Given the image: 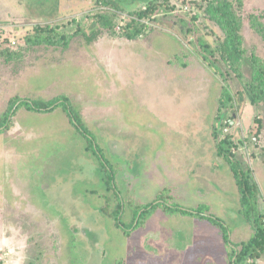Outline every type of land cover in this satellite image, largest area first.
<instances>
[{"label":"rangeland","instance_id":"374dc122","mask_svg":"<svg viewBox=\"0 0 264 264\" xmlns=\"http://www.w3.org/2000/svg\"><path fill=\"white\" fill-rule=\"evenodd\" d=\"M113 1L107 33L90 28L101 0H0V115L17 95L14 106L60 95L65 103L51 111L19 106L0 128V264H230L229 252L254 226L239 211L240 192L213 130L234 142L230 148L257 182L258 202L264 103L238 95L240 83L224 82L203 61L198 36L222 33L191 19L202 0H184L188 14L176 9L143 20L149 29L131 39L120 28L147 0ZM239 12L244 57L264 60V41L247 20L264 23V0H243ZM78 23L84 29L76 31ZM46 24L72 38L54 47L22 42ZM220 96L231 99L220 107ZM99 154L115 168L122 226L100 210L102 195L112 208L119 198L106 191ZM164 187L168 205L191 213L154 209L131 231L133 206L144 209ZM243 264H264V251Z\"/></svg>","mask_w":264,"mask_h":264},{"label":"trees","instance_id":"16d2710c","mask_svg":"<svg viewBox=\"0 0 264 264\" xmlns=\"http://www.w3.org/2000/svg\"><path fill=\"white\" fill-rule=\"evenodd\" d=\"M100 1V0H99ZM186 1V0H185ZM184 0L179 2L178 0H147L143 6L132 12V18L127 20L125 25L120 28V35L125 36L128 39L136 38L140 34H144L146 29H149L148 22L143 20H155L158 15L163 13H170L173 10L179 11L184 8ZM188 1V0H187ZM199 3L198 0H195ZM203 6H199L200 12H191L192 7L186 14L192 13L191 19H200L205 27L213 25L217 27L222 33L221 38L206 39L198 36V44L202 48L204 55L202 56L203 61H206L210 66H213L219 77L226 82L227 78L234 79L238 84L240 83L241 88L237 91L238 95L246 94L247 98L254 105L264 103V60L251 57L247 59L243 54V43L244 37L241 33L243 15L241 17V7L243 0H202ZM101 10L99 14H94L93 25L90 27L93 29L92 32H96L95 27L104 29L107 33H113L115 24V15L117 10V4L113 0H101ZM179 9V10H178ZM173 13V12H172ZM176 15V14H175ZM249 27L264 41V23H260L256 18H248ZM79 27L77 30L84 29L82 24L78 23ZM184 18L180 19L179 28L182 30L184 35H187V26ZM85 26V25H84ZM127 26V27H126ZM132 26V27H128ZM131 28V29H130ZM98 29V28H97ZM90 31V29H89ZM72 34H65L64 32L55 31L51 26H35L34 31L25 35L22 38V42L26 45L42 44L46 43L51 46H57L58 44L66 45ZM210 41V42H209ZM3 54V51H0ZM176 56V55H175ZM176 60H173L175 62ZM248 64V76L243 73V65ZM226 85V84H225ZM226 87H228L226 85ZM223 88L224 89H226ZM17 96L10 98L9 105L6 110L0 115V128L7 125L9 122V115L11 111L14 114L19 109V106L25 107L27 110L41 111V110H53L57 105L64 103V96H56L51 99H35L30 104L29 102L22 101L18 106H14L17 102ZM62 101L60 102V100ZM231 96L224 98L220 96L219 106L223 107L226 101H230ZM65 104V103H64ZM64 110L66 106L63 107ZM67 111V110H65ZM223 117V116H222ZM222 118L219 122L222 125ZM7 123H6V122ZM223 126V125H222ZM8 126H6V129ZM87 137L85 132H81ZM214 140L217 144V154L224 156L229 164V169L235 180V183L240 192V212L245 215L246 219L253 223L254 233L247 240L241 241L235 246L236 248L229 252L230 264H243L247 258H259L264 251V214L262 216L256 215V204L257 195V184L249 171V167L244 163L230 147L234 146V142L229 140L228 136L220 138V134L213 130ZM87 142L90 150L92 148L93 140L91 137H87ZM96 148V146H95ZM98 150V148H96ZM96 153V151H94ZM98 160L102 164V170L104 173V184L106 185V191L115 193L119 202L115 207L109 206V198L106 194L102 197L106 198L105 203L100 207L101 212L111 218L114 223L118 226L121 225V209L122 199L119 197V193L114 184L115 168L113 166H107L103 163L102 157L99 154ZM112 168V169H111ZM114 173V174H113ZM172 199V194L169 188L164 187L156 195L153 201L147 202L145 208L141 209L143 204H137L133 206L131 210V221L129 222L132 227L131 231L137 226L144 224L145 221L151 216L154 209L161 208L165 213L169 214H187L191 213L184 209H179L167 204V200ZM130 203H132V199ZM134 202V201H133ZM140 203V202H139ZM122 226V225H121ZM130 230L125 231L128 235Z\"/></svg>","mask_w":264,"mask_h":264},{"label":"crops","instance_id":"0c3cea01","mask_svg":"<svg viewBox=\"0 0 264 264\" xmlns=\"http://www.w3.org/2000/svg\"><path fill=\"white\" fill-rule=\"evenodd\" d=\"M257 183V182H256ZM259 190H260V187H259ZM262 192L260 191V194H259V200H258V202H259V204H258V206L260 207V209H264V198H262ZM262 198V199H261ZM264 221V220H263ZM259 261H261V260H259Z\"/></svg>","mask_w":264,"mask_h":264},{"label":"built area","instance_id":"2783aa9c","mask_svg":"<svg viewBox=\"0 0 264 264\" xmlns=\"http://www.w3.org/2000/svg\"><path fill=\"white\" fill-rule=\"evenodd\" d=\"M184 9H188V5H185L184 6ZM15 42L14 41H12V44H14Z\"/></svg>","mask_w":264,"mask_h":264}]
</instances>
